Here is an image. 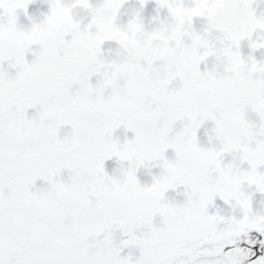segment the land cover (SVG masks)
I'll list each match as a JSON object with an SVG mask.
<instances>
[{"label": "snow or ice", "instance_id": "1", "mask_svg": "<svg viewBox=\"0 0 264 264\" xmlns=\"http://www.w3.org/2000/svg\"><path fill=\"white\" fill-rule=\"evenodd\" d=\"M33 2L0 0V264H264V214L253 211L248 190L264 194V83L256 82L264 81V59L240 52L245 39L252 51L264 49V35L253 39L264 34L256 0H155L150 28L139 11L116 23L126 0H47L39 23L50 35L24 47L21 38L37 23L21 30L17 10L27 15ZM75 8L90 16L83 29L76 18L60 22L62 10ZM98 13L101 28L92 23ZM194 18L205 21L202 29ZM136 25L163 29L167 48L150 60L134 44L123 48ZM198 40L206 46L194 52ZM105 42L118 46L114 58L102 55ZM105 64L118 68L108 81ZM241 65L250 69L247 80ZM208 81L216 83L201 93ZM249 111L258 124L246 119ZM205 122L213 134L202 147L197 131ZM121 126L131 139L114 137ZM112 158L129 161L118 176L105 171ZM149 165L160 172L141 185L136 172ZM110 183L124 191L107 195ZM181 186L183 203L166 198ZM216 198L239 217L219 208L209 214Z\"/></svg>", "mask_w": 264, "mask_h": 264}, {"label": "rangeland", "instance_id": "2", "mask_svg": "<svg viewBox=\"0 0 264 264\" xmlns=\"http://www.w3.org/2000/svg\"><path fill=\"white\" fill-rule=\"evenodd\" d=\"M99 2H101V0H90V3H92L94 5L98 4ZM147 2H148V0H146L143 8H141L139 0H126V3L123 4V6L121 7V9L118 13V19H117L116 23L121 24V25L125 24L134 11H139L145 26L148 28L154 26L155 21H153L152 18L157 15V5H156V3H154L153 5L148 6ZM164 12H165V14H164ZM73 13H74V17L76 19L80 20L81 28L83 29V27L88 23V20L90 19V16L88 15L87 10L75 8V9H73ZM165 15H166V10L163 11V9H160L159 10L160 18L163 19ZM17 27L21 28L19 26H17ZM29 27H31V25L27 26V28H29ZM256 36H257V34L254 33L253 39H255ZM115 45L116 44L114 42H105L101 46V51L108 49L110 47H113ZM248 45H249V41L247 42L246 47L240 51L242 57H247L251 53L253 55V57L258 62L261 59H264V53H262L260 50L252 51ZM34 47H36V45H34ZM33 58L34 57L31 55V52L26 54V60L31 61ZM212 62H210L207 65L209 69L211 68ZM200 68H201V71H203L205 69V65L200 67ZM12 71L14 72V70H12ZM34 111H35L34 109H29L28 115H32L34 113ZM68 130H69V128L67 127V125L62 126L61 130H60V135L63 136L64 133ZM212 134H213L212 132L197 134L198 143L200 144V146H202V147L209 146L208 136H210ZM113 135H114V137H118L121 142H123L125 138L131 139L133 137V133L131 131H126L123 128V126H121V128H119V129L115 130ZM165 155L168 158H172L174 154H173L171 149H168V150H166ZM119 167L120 166L117 164L115 158H112L110 160H106L104 163L105 171L109 175L118 176L119 172L114 171V170H117ZM124 167L127 168L126 162H125ZM159 172H160V169L158 167H152L151 165H149V167H141L136 172V178L141 185H145V186L150 185L152 183V176L157 175ZM66 175H67V173L65 174V177H66ZM41 184H42L41 181H39V180L36 181V187H40ZM248 190L253 192V196H252V200H251V207H252L253 211L254 212L260 211L261 214H264V206L258 207V204H257L258 197H257L256 192L254 191V188H251ZM165 196L167 199H169L170 201L175 202V203H183L185 200V197L183 195V187L182 186L177 188L175 191L169 190L167 193H165ZM213 205H214L213 207H209V209H208L209 214L215 213L216 209L219 208L220 209L219 215H222L225 217H228L229 215L239 217V215H240L238 209L236 211H233L228 205L224 204L223 201L219 200V198H216L214 200ZM158 220H159V217H156L154 222H156ZM129 251H130L129 249H125L124 253H128ZM131 252H132L133 256H138V254H139L138 251L135 249L131 250Z\"/></svg>", "mask_w": 264, "mask_h": 264}, {"label": "clouds", "instance_id": "3", "mask_svg": "<svg viewBox=\"0 0 264 264\" xmlns=\"http://www.w3.org/2000/svg\"><path fill=\"white\" fill-rule=\"evenodd\" d=\"M75 17L70 9L62 10L60 14V22L64 24L71 25L74 23ZM92 23L97 27L101 28L104 24V16L102 13H98L93 17ZM137 33H140L137 36ZM49 28L47 25L37 23L35 27H32L26 37L21 38V45L24 47L30 46L31 44H40L43 45L49 37ZM77 39L80 41H86L88 34L86 32H77ZM169 36L165 34L163 29L151 28L147 31H142L140 26L136 25L132 29L126 30L123 40L121 41V46L128 49L130 44H134L138 48V54L145 60H150L154 58L162 48H167ZM153 41H158V43H153ZM205 42L203 41H194L193 51H198L200 48L205 47ZM103 67L102 79L106 81L113 78L117 72L118 68L112 64H105ZM239 76L247 80L250 75V69L247 65H241L238 69ZM257 84L264 83L259 77H257ZM216 82L208 81L204 85L200 86L201 93L205 92L211 88ZM128 163L127 159L121 160L117 163L120 167ZM201 163H206V159L202 156ZM124 189L116 184H108L105 186V193L109 196H114L120 194ZM141 202L144 203L143 197L141 196Z\"/></svg>", "mask_w": 264, "mask_h": 264}, {"label": "water", "instance_id": "4", "mask_svg": "<svg viewBox=\"0 0 264 264\" xmlns=\"http://www.w3.org/2000/svg\"><path fill=\"white\" fill-rule=\"evenodd\" d=\"M72 0H62V3H71ZM48 3L47 0H34L33 3H30L27 8V15H25L23 10H17V18L23 22H29L33 20H38L44 17L48 12ZM205 21L202 18H194L193 27L197 30H200L204 27ZM246 40V39H245ZM245 40L240 42V47ZM117 48V47H116ZM110 49L108 51L102 52L104 58L111 59L114 58L115 49ZM210 59V58H208ZM96 77L91 78V82L95 83ZM212 128L211 122H205L198 131H206Z\"/></svg>", "mask_w": 264, "mask_h": 264}, {"label": "flooded vegetation", "instance_id": "5", "mask_svg": "<svg viewBox=\"0 0 264 264\" xmlns=\"http://www.w3.org/2000/svg\"><path fill=\"white\" fill-rule=\"evenodd\" d=\"M154 3H155V0H148L147 5L151 6ZM253 7L255 9L257 16L264 14V0H256V3L253 4ZM163 11H164V9H163ZM164 14H165V12H164ZM255 34L261 35L260 33H255ZM262 35H264V34H262ZM246 119L252 121L253 123H257V124L259 123L258 117L254 113H252L251 111H249L247 113ZM256 194L258 197V201H257L258 207L264 206V194H260V193H256ZM258 213H260V211Z\"/></svg>", "mask_w": 264, "mask_h": 264}]
</instances>
